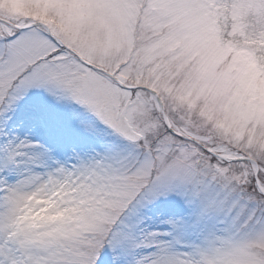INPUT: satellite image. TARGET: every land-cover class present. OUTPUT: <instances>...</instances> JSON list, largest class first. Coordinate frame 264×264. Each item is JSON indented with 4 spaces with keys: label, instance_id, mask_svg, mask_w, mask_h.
<instances>
[{
    "label": "snow or ice",
    "instance_id": "obj_1",
    "mask_svg": "<svg viewBox=\"0 0 264 264\" xmlns=\"http://www.w3.org/2000/svg\"><path fill=\"white\" fill-rule=\"evenodd\" d=\"M0 264H264V0H0Z\"/></svg>",
    "mask_w": 264,
    "mask_h": 264
}]
</instances>
